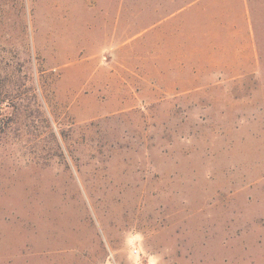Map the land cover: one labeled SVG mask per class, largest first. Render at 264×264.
Masks as SVG:
<instances>
[{
  "label": "rangeland",
  "instance_id": "obj_1",
  "mask_svg": "<svg viewBox=\"0 0 264 264\" xmlns=\"http://www.w3.org/2000/svg\"><path fill=\"white\" fill-rule=\"evenodd\" d=\"M170 2L0 0V264H264V92Z\"/></svg>",
  "mask_w": 264,
  "mask_h": 264
},
{
  "label": "crops",
  "instance_id": "obj_2",
  "mask_svg": "<svg viewBox=\"0 0 264 264\" xmlns=\"http://www.w3.org/2000/svg\"><path fill=\"white\" fill-rule=\"evenodd\" d=\"M167 1H172L167 3L171 7L157 14L183 15L185 22L193 15L197 21V29L186 30L197 43L157 46L176 57V70L189 74L184 78L256 81L264 92V0H186L176 10L174 0Z\"/></svg>",
  "mask_w": 264,
  "mask_h": 264
}]
</instances>
